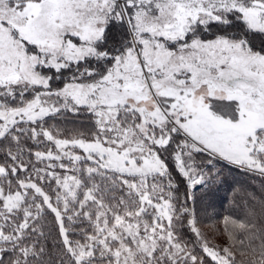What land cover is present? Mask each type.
<instances>
[{
	"label": "snow or ice",
	"instance_id": "obj_1",
	"mask_svg": "<svg viewBox=\"0 0 264 264\" xmlns=\"http://www.w3.org/2000/svg\"><path fill=\"white\" fill-rule=\"evenodd\" d=\"M226 171L264 188V0H0V264H264Z\"/></svg>",
	"mask_w": 264,
	"mask_h": 264
},
{
	"label": "trees",
	"instance_id": "obj_2",
	"mask_svg": "<svg viewBox=\"0 0 264 264\" xmlns=\"http://www.w3.org/2000/svg\"><path fill=\"white\" fill-rule=\"evenodd\" d=\"M227 176L226 183L218 193L216 198L215 211L221 215L232 212L234 215H238V212L233 211L235 202L236 205L241 204L243 198L247 194L255 193L257 196L264 194V188H262V181L259 177L251 176L239 171H226ZM198 209L202 210V205L197 204ZM209 211H212L209 209ZM206 228L213 227L214 225L208 223Z\"/></svg>",
	"mask_w": 264,
	"mask_h": 264
}]
</instances>
